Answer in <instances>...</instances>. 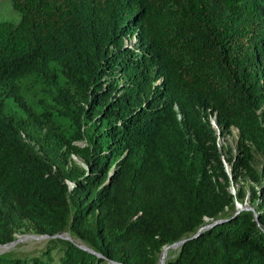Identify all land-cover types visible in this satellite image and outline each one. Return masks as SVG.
Instances as JSON below:
<instances>
[{
    "label": "trees",
    "instance_id": "1",
    "mask_svg": "<svg viewBox=\"0 0 264 264\" xmlns=\"http://www.w3.org/2000/svg\"><path fill=\"white\" fill-rule=\"evenodd\" d=\"M10 2L0 245L23 218L72 240L0 264H160L181 241L165 264H264V185L260 210L216 190L209 121L264 154V0Z\"/></svg>",
    "mask_w": 264,
    "mask_h": 264
},
{
    "label": "rangeland",
    "instance_id": "2",
    "mask_svg": "<svg viewBox=\"0 0 264 264\" xmlns=\"http://www.w3.org/2000/svg\"><path fill=\"white\" fill-rule=\"evenodd\" d=\"M19 19L20 17L14 11L10 0H0V23L7 21L17 24ZM138 40V34H135L126 38L125 43L130 47H135ZM31 97L32 95H30ZM28 102L24 101V103ZM16 105L11 103L9 110H16ZM209 121L217 133L218 152L221 156L224 173L228 176L227 181L221 171V165L218 162L212 163L216 190L220 194H231L235 206L239 210H260L263 206L264 154L249 145L252 158L247 164L243 163L244 148L239 131L236 128L223 129L218 126L216 115L210 114ZM73 159L82 164V161L77 157H73ZM66 234V237L72 240V237L68 233ZM42 236L36 223L29 219H20L15 227L13 241L15 244L9 248H0V254L14 253L22 256H38L46 249L50 240V238H42Z\"/></svg>",
    "mask_w": 264,
    "mask_h": 264
},
{
    "label": "water",
    "instance_id": "3",
    "mask_svg": "<svg viewBox=\"0 0 264 264\" xmlns=\"http://www.w3.org/2000/svg\"><path fill=\"white\" fill-rule=\"evenodd\" d=\"M199 233L197 234V236L199 235ZM66 236H67V234L66 233H63V234H60V235H56L54 237H50L49 235H43L42 238H57V237L67 238ZM185 242L186 241H181V242L175 243V244H173V245H171L169 247H166L164 249L163 253H162V257H161L160 264H165V259H166L167 255L169 254L170 250L178 249L179 247L183 246ZM14 244H15V242H13L11 245H0V248H9L10 246H13ZM82 248L89 250L86 246H84ZM113 264H116V263L113 262Z\"/></svg>",
    "mask_w": 264,
    "mask_h": 264
},
{
    "label": "bare ground",
    "instance_id": "4",
    "mask_svg": "<svg viewBox=\"0 0 264 264\" xmlns=\"http://www.w3.org/2000/svg\"><path fill=\"white\" fill-rule=\"evenodd\" d=\"M2 249V248H1ZM172 255V254H171ZM167 257H168V255H167ZM167 257H166V259H167ZM166 259H165V261H166Z\"/></svg>",
    "mask_w": 264,
    "mask_h": 264
}]
</instances>
